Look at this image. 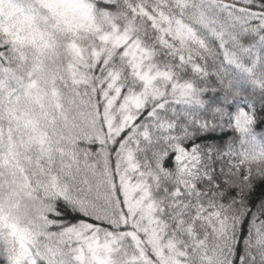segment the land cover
<instances>
[{
	"label": "snow or ice",
	"instance_id": "1",
	"mask_svg": "<svg viewBox=\"0 0 264 264\" xmlns=\"http://www.w3.org/2000/svg\"><path fill=\"white\" fill-rule=\"evenodd\" d=\"M0 264H264V0H0Z\"/></svg>",
	"mask_w": 264,
	"mask_h": 264
}]
</instances>
